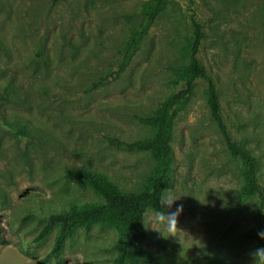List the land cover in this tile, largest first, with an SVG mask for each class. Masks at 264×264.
I'll return each instance as SVG.
<instances>
[{"label":"rangeland","instance_id":"1","mask_svg":"<svg viewBox=\"0 0 264 264\" xmlns=\"http://www.w3.org/2000/svg\"><path fill=\"white\" fill-rule=\"evenodd\" d=\"M149 0H0V264H39L50 215L99 201L77 168L127 191L151 172V153L128 148L153 134L150 116L182 88L193 9L204 26L199 58L221 94L234 140L258 160L264 185V0H165L125 67L124 46ZM171 189L183 205L174 236L146 214L145 245L164 264H251L264 241L256 199L211 118L207 83L174 117ZM118 231L80 227L48 264H109Z\"/></svg>","mask_w":264,"mask_h":264},{"label":"trees","instance_id":"2","mask_svg":"<svg viewBox=\"0 0 264 264\" xmlns=\"http://www.w3.org/2000/svg\"><path fill=\"white\" fill-rule=\"evenodd\" d=\"M165 3V0H149L144 4L139 14V21L124 46L122 68L139 47L150 24L165 8ZM190 21L192 36L188 44V62L177 71L182 88L171 93L159 104L152 115L143 119L153 127L151 136L130 143L121 142L128 148L151 153L155 160L151 172L138 190L127 191L102 172L86 168L69 171L66 175L67 179L84 183L93 189L100 200L71 204L68 210L49 216L35 240H42L55 230L54 241L50 253L41 258L39 264H48L52 258L57 257L65 241L78 228L90 229L95 224L112 227L118 231L115 257L109 264H164L145 245L147 239L145 219L149 211L164 210L159 203V198L173 180L172 141L175 113L194 94L195 85L199 79L207 83V101L211 118L216 123L228 152L240 165L244 178L242 196L256 199L258 216L264 227V185L260 179L258 160L245 146L233 139L228 129L218 86L199 58L206 34L194 9L191 11ZM260 247H264V241Z\"/></svg>","mask_w":264,"mask_h":264},{"label":"clouds","instance_id":"3","mask_svg":"<svg viewBox=\"0 0 264 264\" xmlns=\"http://www.w3.org/2000/svg\"><path fill=\"white\" fill-rule=\"evenodd\" d=\"M178 199L174 197L171 189H165L164 194L159 198V203L162 208L172 209L173 204ZM183 212V205H178L174 211H154L153 222L158 224L161 230L159 231L162 235L167 232L169 236H174L178 229V217ZM257 235L260 239L264 240V230L258 231ZM249 256L251 257V264H264V247H257L250 251Z\"/></svg>","mask_w":264,"mask_h":264}]
</instances>
